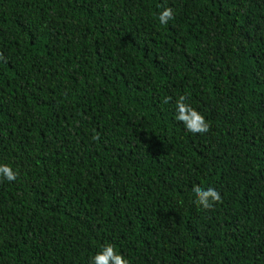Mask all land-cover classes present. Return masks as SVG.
<instances>
[{
    "label": "trees",
    "instance_id": "trees-1",
    "mask_svg": "<svg viewBox=\"0 0 264 264\" xmlns=\"http://www.w3.org/2000/svg\"><path fill=\"white\" fill-rule=\"evenodd\" d=\"M0 159V264H264V0H0Z\"/></svg>",
    "mask_w": 264,
    "mask_h": 264
},
{
    "label": "clouds",
    "instance_id": "clouds-1",
    "mask_svg": "<svg viewBox=\"0 0 264 264\" xmlns=\"http://www.w3.org/2000/svg\"><path fill=\"white\" fill-rule=\"evenodd\" d=\"M156 19L160 25H168L175 17V11L171 7L159 6ZM172 97L165 96L164 102L168 103ZM172 119L180 122L183 130L191 135L205 136L209 133L210 124L197 107L189 102L188 94H177L173 101ZM19 175V169L7 159H0V181L15 182ZM192 202L201 209H211L214 203L222 200L221 193L213 186L201 187L194 185L191 189ZM88 264H130L124 255L112 242L102 243L88 260Z\"/></svg>",
    "mask_w": 264,
    "mask_h": 264
}]
</instances>
